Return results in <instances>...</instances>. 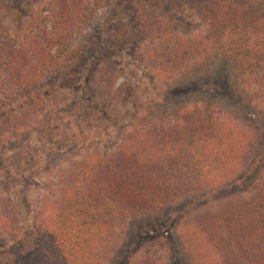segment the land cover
Instances as JSON below:
<instances>
[{"label": "trees", "instance_id": "obj_1", "mask_svg": "<svg viewBox=\"0 0 264 264\" xmlns=\"http://www.w3.org/2000/svg\"><path fill=\"white\" fill-rule=\"evenodd\" d=\"M241 1L189 5L202 33L146 46L159 82L187 96L159 114L143 106L114 152L86 154L64 169L41 198L36 234L0 264H264V0ZM128 4L45 0L22 6L12 26L0 20V102L27 96L36 109L42 94L57 95L90 72L101 60L91 53L96 43L124 34ZM97 25L99 37L90 32ZM144 28L150 38L157 31L147 19ZM218 74L231 88V108L190 101L191 86ZM235 185L244 192L232 194ZM155 215L176 227L166 261L141 253ZM127 225L134 236L121 248ZM0 231L20 232L3 209Z\"/></svg>", "mask_w": 264, "mask_h": 264}, {"label": "rangeland", "instance_id": "obj_2", "mask_svg": "<svg viewBox=\"0 0 264 264\" xmlns=\"http://www.w3.org/2000/svg\"><path fill=\"white\" fill-rule=\"evenodd\" d=\"M44 1L0 0V20L12 26L22 6L36 8ZM211 2L129 0L123 10L124 34L118 36L109 32L111 35L105 36V45L96 43L91 53L101 56V60H97L90 72L60 85L57 95L42 94V104L36 109L31 108L27 96L12 103L6 101L8 104L6 99L1 100L0 122L24 116L21 123L11 124V129L0 124V209L12 217L20 230L17 234L0 231L1 256L16 248L18 240H27L36 234L41 198L56 190L60 173L72 162L89 153L114 152L136 116L144 112L143 106L145 110L154 108L157 114L161 109H169V102H181L187 96L184 88L173 87L174 82H159L152 60L146 57L144 49L160 44L162 38H184L202 33V18L192 15L187 7ZM146 19L150 21V28L157 30L151 38L149 29L144 28ZM92 31L96 32V37L101 35L98 25L90 29ZM229 89L226 76L218 74L191 86L190 101L212 98L216 105L231 108L233 101L228 102L230 94L226 93ZM198 90L202 95L195 93ZM28 111H31L29 115ZM243 190L244 186L235 185L231 193ZM8 200L10 203H6ZM172 234H176V227L170 221L150 216L141 233L144 236L141 242L145 241L142 256L156 254L166 261L165 250ZM132 236L131 225L119 232L121 248L129 246Z\"/></svg>", "mask_w": 264, "mask_h": 264}]
</instances>
